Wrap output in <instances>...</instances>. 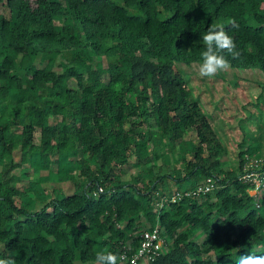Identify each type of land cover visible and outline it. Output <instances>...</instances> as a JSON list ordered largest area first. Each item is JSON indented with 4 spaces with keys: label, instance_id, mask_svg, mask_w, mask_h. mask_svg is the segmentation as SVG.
<instances>
[{
    "label": "trees",
    "instance_id": "16d2710c",
    "mask_svg": "<svg viewBox=\"0 0 264 264\" xmlns=\"http://www.w3.org/2000/svg\"><path fill=\"white\" fill-rule=\"evenodd\" d=\"M0 3V258L95 264L99 251L130 255L155 226L166 248L146 264L264 255L258 144L223 168L224 144L173 66L201 61L202 35L223 23L241 52L224 53L230 66L264 73V0ZM249 170L262 180L253 194ZM53 178L71 192L44 185ZM203 180L213 188L170 200Z\"/></svg>",
    "mask_w": 264,
    "mask_h": 264
},
{
    "label": "rangeland",
    "instance_id": "374dc122",
    "mask_svg": "<svg viewBox=\"0 0 264 264\" xmlns=\"http://www.w3.org/2000/svg\"><path fill=\"white\" fill-rule=\"evenodd\" d=\"M114 1L122 4V0ZM128 10L136 11L133 7H128ZM168 13L169 11L161 10L160 16ZM97 59L105 64L103 55L97 56ZM52 60L53 68L59 70L63 61L61 54H55ZM200 62L184 63L175 60L173 66L186 78L191 95L199 100L202 110L210 116L214 129L224 144L221 166H236L238 150L245 149L249 143H257L259 156L264 158V73L256 67L230 66L213 77H201L198 72ZM150 125L154 127V122ZM130 169L136 171V168L125 170V177H129ZM30 176L35 177L33 174ZM44 185L60 186L64 192L72 190L70 181L56 182L54 178L49 182L45 181ZM258 189L249 187L248 191L253 194ZM196 239L199 241L201 235Z\"/></svg>",
    "mask_w": 264,
    "mask_h": 264
},
{
    "label": "clouds",
    "instance_id": "9594fccd",
    "mask_svg": "<svg viewBox=\"0 0 264 264\" xmlns=\"http://www.w3.org/2000/svg\"><path fill=\"white\" fill-rule=\"evenodd\" d=\"M230 27L238 28V24L233 18L229 21ZM204 48L201 51V62L198 72L201 77H213L219 72L230 67L228 59L224 53L233 59L241 56L240 50L234 38L226 31L223 23H212L208 26L205 34L202 35ZM120 257L111 251H99L95 255V264H119ZM0 264H17L15 258L9 256L0 258ZM235 264H264V255H254L251 253L240 255Z\"/></svg>",
    "mask_w": 264,
    "mask_h": 264
},
{
    "label": "built area",
    "instance_id": "2783aa9c",
    "mask_svg": "<svg viewBox=\"0 0 264 264\" xmlns=\"http://www.w3.org/2000/svg\"><path fill=\"white\" fill-rule=\"evenodd\" d=\"M257 168L260 167V163L264 162V158L255 157L251 160ZM251 164V163H249ZM247 163L245 167H247ZM242 177L247 181L251 182L252 188H259L261 184V176L258 170L245 171ZM214 183L209 180L200 181L194 188L185 191H175L170 195V200H176L181 194H204L205 192L211 190ZM164 250V239L160 235V229L158 227L146 228L142 230L139 234L138 245L136 249L128 255L126 250L122 251L119 255L120 263L127 264H146L149 260L153 259L160 251Z\"/></svg>",
    "mask_w": 264,
    "mask_h": 264
}]
</instances>
